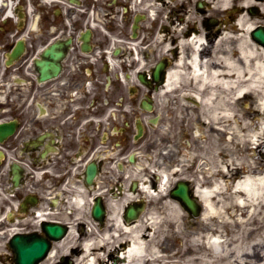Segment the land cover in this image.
<instances>
[{"label": "flooded vegetation", "instance_id": "obj_1", "mask_svg": "<svg viewBox=\"0 0 264 264\" xmlns=\"http://www.w3.org/2000/svg\"><path fill=\"white\" fill-rule=\"evenodd\" d=\"M166 1L0 0V264H15L17 235L48 243L45 264L71 232L81 246L114 231L112 201L124 226L136 224L125 195L147 180L158 189L163 168L174 173L163 154L178 142L158 131L160 94L184 11ZM50 224L63 226V240L45 232ZM79 247L51 264H75Z\"/></svg>", "mask_w": 264, "mask_h": 264}, {"label": "bare ground", "instance_id": "obj_2", "mask_svg": "<svg viewBox=\"0 0 264 264\" xmlns=\"http://www.w3.org/2000/svg\"><path fill=\"white\" fill-rule=\"evenodd\" d=\"M175 1H180L184 12L202 2L206 9L220 13L236 2L242 8L260 7L264 14V0H167L165 8L177 10ZM231 19L230 12L227 21ZM254 24L247 14L240 15L217 38H205L207 31L202 32L197 22L190 35L184 24H175L180 51L160 96L177 97L175 112L186 118L181 129L186 145L183 140L171 147L182 157L174 173L163 168L158 189L147 180L137 193L125 195L123 206L158 196L166 200L174 182H191L204 206L201 226L187 234L180 228L179 204L168 199L161 208L173 227L162 245L183 259L167 262L152 244L159 225L166 223L158 209L151 208L136 224L124 226L116 212L122 202L112 201L115 230L83 240L75 264H104L103 255L117 242L127 245L123 249L116 244L122 264H213L206 252L219 264H264V47L250 37ZM244 98L251 102L243 106ZM188 169L191 174L185 172ZM172 237L181 245L167 243Z\"/></svg>", "mask_w": 264, "mask_h": 264}, {"label": "rangeland", "instance_id": "obj_3", "mask_svg": "<svg viewBox=\"0 0 264 264\" xmlns=\"http://www.w3.org/2000/svg\"><path fill=\"white\" fill-rule=\"evenodd\" d=\"M173 4L176 5L177 9L182 10V7L180 6V1H175ZM254 9L255 10L257 9V14H251L250 11L254 10ZM260 9H261L260 7L259 8H255V7L242 8V6H240V4L235 2V3L231 4L228 11H223L220 13H216V12L214 13L211 9H209L208 14H209V18H215V19H220V20L224 21L223 24L225 26L223 28H225L228 25V23H236V21L238 20L240 15L247 14V16L252 18V22H255V24H254L255 28H258L259 26L264 27V14L260 11ZM229 11H232L233 19H231L230 21H227V23H226L225 21L228 20V16L230 15L228 13ZM179 14H180L179 16H181V14L185 16V18H184L185 21L183 23L184 24L183 27H186L189 29L194 28V25L196 24L195 21H196L197 25L202 30V22H203L205 17L203 16V14H198L195 11V7H194L193 11H189V12L185 11L184 13L182 12ZM190 15H193V18L191 21H188V18ZM202 32H203V30H202ZM246 36H248V34ZM250 37H251V34H250ZM162 97H163V100H162V103L160 104V106L162 108L163 127L161 130H158V131L161 132V135L163 136L164 139H168L171 142L170 144L176 143L179 141H183L184 138L181 135V129H183V127H184L183 125L185 123L186 118L183 115L179 116L175 112V108L177 107V104H178L177 97H174V96H166V97L162 96ZM250 102H251L250 99H247V98H244L242 100L243 106H245L246 104H249ZM193 132H194V130H193ZM179 135H181V138L179 137ZM186 141L187 140H184L185 145H186ZM164 147H165V144H164ZM169 152L170 153L172 152L174 154L168 153L167 154L168 157H167V155H165V153L163 154V160H165L167 158L169 161V163L167 161L166 166L167 167H170L172 165L177 166L179 159L182 157V152L181 151L179 152L177 150H174V151L170 150ZM171 158H173V159L170 162ZM174 159H175V162H174ZM161 168L162 167H159V168L158 167H151L149 169H153L154 171H158ZM185 172L191 174L192 169L185 170ZM142 176H143V174L139 173V174H137L136 178L140 179V177H142ZM170 188L171 187H169V189ZM169 189H168V191H169ZM145 202H146V211L145 212L149 211L151 208L158 209V211L161 212V208H163L165 203L168 202V199L163 200L160 196H158V197H155L153 200H145ZM180 208H181V206H180ZM181 214L182 215H181V220H180V222H181L180 228L182 230H185V232L187 234H188L189 230H195L196 228H198L199 226L202 225L201 218L191 220L188 218V216L184 210H183V212L181 211ZM158 216L160 217V220H162V221L166 220V221H164L166 223L164 225H162V224L159 225L158 231L156 232L155 237L152 240V244L154 246H156L157 249H159L160 254H163L166 256V258L168 260L167 262H172L175 260L181 261L183 259V256H181V254H178L176 257V255L174 254L175 251L170 252V250H167L166 247L162 245V243L165 239V238L163 239V237L165 234H167L166 232L172 231V229H173L171 222H170L171 220L163 213L158 214ZM162 221H161V223H162ZM8 227H13V226H8ZM230 228H231V230H238V228L236 226H231ZM72 235H73V237H69L67 239V241L61 247L56 249L57 252H55V256L52 259L48 260L45 264L53 263L58 258V256L62 253V251H68L69 247L74 249V248H78L80 246L78 243V239H77L78 236H76L74 234H72ZM124 241L126 242L125 239H124ZM166 241H167V243L176 242V239H174L172 237V238L166 239ZM117 243H111L110 244V246L106 250L105 254L103 255L104 260L108 257V255L111 252L115 251ZM177 244H178V246L181 245L180 240L177 241L175 245H177ZM228 252H229V250L223 252L224 256H226ZM208 254H209V252H206V256H207V259H209V261H211L213 264H219L220 263V261H217L211 253H210V256ZM173 255L175 257H172ZM77 258H80V257H75V259H77ZM108 263H110V262H105V264H108Z\"/></svg>", "mask_w": 264, "mask_h": 264}, {"label": "water", "instance_id": "obj_4", "mask_svg": "<svg viewBox=\"0 0 264 264\" xmlns=\"http://www.w3.org/2000/svg\"><path fill=\"white\" fill-rule=\"evenodd\" d=\"M199 9L202 4L199 3ZM255 14L254 11H252ZM252 38L259 44L264 46V27H258L251 33ZM15 180H17L15 174ZM172 196L178 200L184 210L189 214L190 218H198L201 216L203 207L199 204L197 197L193 194L189 182H180L177 187L172 191ZM143 209L140 207H129L127 217L129 220H134L138 217V213ZM95 216L101 214V210L96 207L94 209ZM45 232L53 239L59 240L63 237V228L58 225H50L44 228ZM13 250L15 254L16 264H38L44 259L48 252V243L44 240H34L27 242L20 236H15L12 240Z\"/></svg>", "mask_w": 264, "mask_h": 264}]
</instances>
